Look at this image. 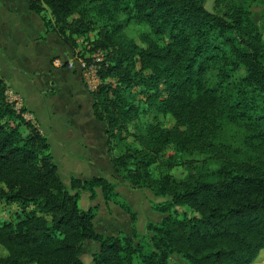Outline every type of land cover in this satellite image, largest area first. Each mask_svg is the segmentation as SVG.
<instances>
[{"label":"trees","instance_id":"16d2710c","mask_svg":"<svg viewBox=\"0 0 264 264\" xmlns=\"http://www.w3.org/2000/svg\"><path fill=\"white\" fill-rule=\"evenodd\" d=\"M64 45L76 50V36L94 30L96 19L134 13L148 26L147 47L107 32L98 44L107 51L93 96V115L106 126L108 151L117 176L136 189L168 200L163 213L185 208L192 216H167L151 226L144 264H168L179 255L188 264H254L264 252V0H27ZM262 7V25L252 6ZM240 69L245 76L237 79ZM112 81V82H109ZM0 77V203L15 207V221L0 224V264H86L88 243L99 245L93 264H135L140 251L129 239L95 229V208L80 207V194L107 204L116 197L106 178H72L68 185L50 153L46 136L24 119ZM127 93L132 97H127ZM139 99V102L135 100ZM144 107V108H143ZM154 110L171 116L172 129L151 126L147 150L115 147L130 137L129 125ZM246 133L258 155L242 162L221 146L224 126ZM214 155L223 163L190 182L170 176L150 179V167L168 145ZM232 144V142H231Z\"/></svg>","mask_w":264,"mask_h":264},{"label":"crops","instance_id":"0c3cea01","mask_svg":"<svg viewBox=\"0 0 264 264\" xmlns=\"http://www.w3.org/2000/svg\"><path fill=\"white\" fill-rule=\"evenodd\" d=\"M45 20H53L48 9L37 14L27 0H0V77L8 98L47 137L63 176L90 179L102 170L112 176L106 126L93 115L79 61Z\"/></svg>","mask_w":264,"mask_h":264},{"label":"rangeland","instance_id":"374dc122","mask_svg":"<svg viewBox=\"0 0 264 264\" xmlns=\"http://www.w3.org/2000/svg\"><path fill=\"white\" fill-rule=\"evenodd\" d=\"M215 7L216 0H208L207 8L210 11H214ZM251 9L254 21L257 24L262 25L263 22L261 13L263 8L254 4ZM118 27H120V29L113 33L115 38H124L136 43L142 48L147 47L146 39L151 36L148 26L139 22L134 13H116L115 20L111 22L108 17L96 19V25L94 26V30L92 32L87 35H79L75 37V40L78 43V48H76L75 51L68 48L69 54H73V59L79 61L80 69L82 68V64L85 63L89 67H93L98 71L97 81L99 83H96V81L94 84L92 83V78L94 79V73H92V71L88 72L86 79L83 77V83L90 94L96 92L101 84L99 71L107 54V51H103L98 48V44L105 39V34H107V32H110L108 34H111V32ZM62 58L63 59L61 61L63 64L65 59L64 57ZM64 66L65 63L61 66V68ZM97 73H95V75ZM244 76L245 71L240 69L237 74V79L239 80ZM126 95L127 97H132L129 93ZM135 101L139 102V99H136ZM17 108L19 112V107ZM23 117L26 119L24 114ZM174 124L175 122L171 116L158 114L154 110L146 111L143 114H140L138 119L132 122L128 127L130 132L129 139L124 143H119L115 147L113 156L120 157L124 155L129 148L146 151L149 141L143 139L148 136L149 128L151 126H160L164 129H172ZM220 135L222 138L220 144L221 146H226L224 152L226 156L231 159L242 162L246 155L263 156L259 155L260 153L254 151L253 148L248 145L246 133H243L242 130L235 126H224ZM106 143L109 148L107 137ZM159 157L160 159H158L157 163L150 167V179L152 181H160L164 177L170 176L177 182H190L200 175L206 176L208 180H215V176H212L211 174L218 171L223 163L219 157L186 150L176 144L166 146L160 152ZM63 174L64 172L62 171L61 176L68 185L70 184V180L75 178H70L68 175L63 176ZM102 174L104 176L102 175L98 177L106 178L115 188V199L113 202L107 204L102 191L99 189L97 190L98 197L96 201H91L89 194H80V207L84 210H88L89 208L96 209L97 217L94 221V225L98 233L106 237L113 236L120 239H129L134 248L139 249L140 252L134 257L135 264H144L140 253L143 254V252L148 251V244L150 243V238L152 237V233L150 232L151 226L161 223L162 220L169 215L180 218H184L185 215H193L192 212L185 208L173 209L170 214H165L163 213L162 208L167 205L168 200L158 197L152 190L136 189L126 180L117 176L116 173L111 176L110 172L102 170ZM90 175L92 174H89V176ZM92 178L95 177H91L90 179ZM15 213V207H6L4 204L0 203V224L5 220L15 221ZM98 248V244H87L83 256V260L86 264H93V255ZM4 255L5 251L0 247V256ZM168 264H188V262L179 255H173L171 256ZM254 264H264V252L260 254Z\"/></svg>","mask_w":264,"mask_h":264},{"label":"built area","instance_id":"2783aa9c","mask_svg":"<svg viewBox=\"0 0 264 264\" xmlns=\"http://www.w3.org/2000/svg\"><path fill=\"white\" fill-rule=\"evenodd\" d=\"M55 66L56 67H60L61 66V64H60V62L59 61H57V62H55ZM81 71H82V77H84V79H86L87 78V74H88V72L89 71H92V73H94V79L92 78V83L94 84L95 83V81H96V83L98 82L97 81V76H98V71L97 70H95L93 67H89L87 64H85V63H83L82 64V68H81ZM95 73H97L96 75H95ZM99 83V82H98Z\"/></svg>","mask_w":264,"mask_h":264}]
</instances>
